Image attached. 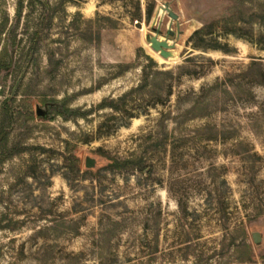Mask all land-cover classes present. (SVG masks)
<instances>
[{
  "label": "rangeland",
  "instance_id": "obj_1",
  "mask_svg": "<svg viewBox=\"0 0 264 264\" xmlns=\"http://www.w3.org/2000/svg\"><path fill=\"white\" fill-rule=\"evenodd\" d=\"M16 5L0 0V264H240L243 239L264 264V0Z\"/></svg>",
  "mask_w": 264,
  "mask_h": 264
},
{
  "label": "trees",
  "instance_id": "obj_2",
  "mask_svg": "<svg viewBox=\"0 0 264 264\" xmlns=\"http://www.w3.org/2000/svg\"><path fill=\"white\" fill-rule=\"evenodd\" d=\"M25 2L27 7L25 6ZM33 3V0H28V1H24V0H17V5L15 8V12L18 15V17H21L22 14L24 13V10L29 9V6H31V4ZM8 29V17L6 16V19H4V21H0V33L4 32L5 30ZM201 31H197L195 33V35L200 34ZM8 43H10V46H12L14 49H22L24 48V41L23 40H17L16 37H13L12 39H8ZM22 51V50H21ZM24 51V50H23ZM146 59L149 62V68L153 69L156 68L157 65L156 63L150 59L149 57H146ZM12 64V57L9 55L8 52V47L6 46L4 50L0 51V76L2 74L3 71H7L10 69ZM146 78L148 77V74L146 73ZM105 102V101H104ZM118 165L114 168L118 169V170H122V169H126L129 168L130 166L133 168H140L142 169V167L139 164L133 163V161H124L122 163H117ZM243 233L244 236H246V232L244 230L241 231ZM241 247L248 253L249 259H239L240 260V264H254L250 254H251V247L246 243L245 239H243L242 243H241Z\"/></svg>",
  "mask_w": 264,
  "mask_h": 264
},
{
  "label": "water",
  "instance_id": "obj_3",
  "mask_svg": "<svg viewBox=\"0 0 264 264\" xmlns=\"http://www.w3.org/2000/svg\"><path fill=\"white\" fill-rule=\"evenodd\" d=\"M166 8V12L169 14V16L173 19V20H177L178 18L176 17V15H174L172 13V11L168 8ZM174 33L172 31L168 32V37L169 36H173ZM167 41H160L159 38L157 36L151 37L149 42L151 44V48L153 51L156 52H160V56L164 59H168L171 55L170 51L173 50L175 48V46H170L168 44L169 39H166ZM93 166V161L88 159L86 161V167L87 168H91ZM253 240L255 243H259L260 242V237L258 234H254L253 235Z\"/></svg>",
  "mask_w": 264,
  "mask_h": 264
},
{
  "label": "bare ground",
  "instance_id": "obj_4",
  "mask_svg": "<svg viewBox=\"0 0 264 264\" xmlns=\"http://www.w3.org/2000/svg\"><path fill=\"white\" fill-rule=\"evenodd\" d=\"M165 13H166V8L165 7H159V9H158V15H159V17L160 18H163L164 17V15H165ZM156 21V19H154V22ZM186 34H187V32H186ZM186 36V35H185ZM184 37V36H183ZM164 41H167L166 39H164ZM168 42H170V41H168Z\"/></svg>",
  "mask_w": 264,
  "mask_h": 264
}]
</instances>
